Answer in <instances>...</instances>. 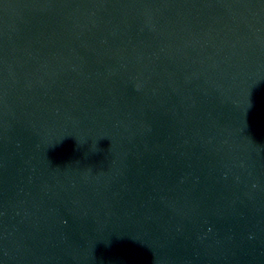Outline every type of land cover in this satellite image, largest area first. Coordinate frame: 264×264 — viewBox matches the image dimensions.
I'll list each match as a JSON object with an SVG mask.
<instances>
[{
    "label": "water",
    "instance_id": "95a60500",
    "mask_svg": "<svg viewBox=\"0 0 264 264\" xmlns=\"http://www.w3.org/2000/svg\"><path fill=\"white\" fill-rule=\"evenodd\" d=\"M0 264H264V0H0Z\"/></svg>",
    "mask_w": 264,
    "mask_h": 264
}]
</instances>
